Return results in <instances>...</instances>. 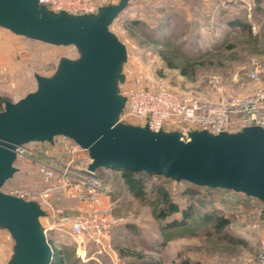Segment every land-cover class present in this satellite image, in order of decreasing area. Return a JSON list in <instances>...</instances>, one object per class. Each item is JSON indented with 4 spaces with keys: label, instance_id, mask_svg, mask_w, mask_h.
I'll use <instances>...</instances> for the list:
<instances>
[{
    "label": "rangeland",
    "instance_id": "1",
    "mask_svg": "<svg viewBox=\"0 0 264 264\" xmlns=\"http://www.w3.org/2000/svg\"><path fill=\"white\" fill-rule=\"evenodd\" d=\"M110 29L128 50L124 79L119 81V92L125 97L139 88L161 86L206 99L241 96L256 88L247 72L254 62L264 61V0H130ZM79 56L73 44L33 40L0 26V96L19 100L37 89L35 74L51 77L62 58ZM119 122L138 123L123 116ZM55 138L53 144L31 141L25 146L48 151L60 162L73 160L76 168L85 166V150L77 145L71 153L64 145L73 140ZM35 159L38 155H18L16 171L1 190L43 206L47 214L41 220L48 241L64 254L66 264L101 263L87 259L89 252L84 258L78 255L69 228L60 225L63 212L71 216L96 212L107 218L113 252L112 257L103 255L102 264H172L177 260L262 264L258 256L264 245V203L259 198L152 176L144 198L132 195L121 179L110 180L99 199L90 201L97 209L77 214L69 199L79 188L60 186L58 173L46 179ZM102 173L97 171L104 178ZM163 190L180 208L192 207L193 215L184 227L168 226L171 218H160ZM221 215L229 217L230 223L219 233L213 218ZM13 243L9 230L0 227V264L6 263Z\"/></svg>",
    "mask_w": 264,
    "mask_h": 264
},
{
    "label": "water",
    "instance_id": "2",
    "mask_svg": "<svg viewBox=\"0 0 264 264\" xmlns=\"http://www.w3.org/2000/svg\"><path fill=\"white\" fill-rule=\"evenodd\" d=\"M129 2L74 15L54 12L41 0H0V26L33 40L73 44L80 53L62 58L51 77L35 74L37 89L17 101L5 98L0 110V227L15 242L10 264H51L55 257L40 203L1 190L16 171L17 148L31 141L53 143L54 136L65 135L88 153L90 170L156 173L264 203V127L194 130L185 140L179 131L119 122L126 102L119 81L128 50L110 25Z\"/></svg>",
    "mask_w": 264,
    "mask_h": 264
},
{
    "label": "built area",
    "instance_id": "3",
    "mask_svg": "<svg viewBox=\"0 0 264 264\" xmlns=\"http://www.w3.org/2000/svg\"><path fill=\"white\" fill-rule=\"evenodd\" d=\"M41 1L54 12L65 11L79 15L96 14L101 7L117 3L119 0ZM247 77L256 86L252 92L241 96L225 94L217 99H206L164 86L139 88L126 96L120 117L135 118L138 122L136 124L148 125L154 131H179L187 137L194 130H207L217 134L233 133L255 125L264 127V61L254 62L247 72ZM57 136L64 138L61 142H65V139L72 140L65 135H56L53 143ZM64 146L71 153L77 148V144L71 141L70 145L66 142ZM29 154L38 155L35 160L46 179H52L58 173L60 186L75 185L79 188L80 195L91 201H97L106 189L104 179L97 174V170L88 168L91 162L88 154L85 166L78 168L72 164L73 160L60 162L49 155L48 151L42 152L25 145L17 148V155ZM60 225L69 228L81 258L88 254L91 246L96 253L112 257L111 227L104 215L96 212L73 217L64 215L60 218ZM44 231L47 235L46 228ZM258 257L264 264V245L259 250Z\"/></svg>",
    "mask_w": 264,
    "mask_h": 264
},
{
    "label": "trees",
    "instance_id": "4",
    "mask_svg": "<svg viewBox=\"0 0 264 264\" xmlns=\"http://www.w3.org/2000/svg\"><path fill=\"white\" fill-rule=\"evenodd\" d=\"M238 25H245L244 23L237 21ZM184 72H187L184 71ZM4 97L0 96V110L3 109L4 106ZM97 171L104 172L103 179L104 182H109L110 180L113 181H120V179L125 183L127 189L129 192L134 195L135 197L144 198L148 192L147 183L150 177L152 176H159L163 178H168L156 173H146L144 171H131V170H124V169H115V170H106L104 168L98 169ZM114 172L110 175V172ZM171 180H175L172 178H168ZM191 183V182H190ZM194 184V183H192ZM196 185V184H194ZM200 186V185H197ZM208 189H217L215 187L211 186H203ZM225 189V188H222ZM161 197L162 201L164 203L163 207L159 210V216L160 218H171V220L167 221L168 226L172 227H184L188 220L193 215L192 207L182 209L180 206L169 199L168 194L165 190L161 191ZM115 198V197H114ZM113 198V199H114ZM175 213H181L180 216L176 217L174 216ZM214 219V227L215 229L221 233L230 223V219L227 216H216ZM53 250L55 252L54 260L51 264H66V261L64 259V254L62 252H58L57 249ZM172 264H190L188 260H177L174 261ZM194 264H200L199 262H196Z\"/></svg>",
    "mask_w": 264,
    "mask_h": 264
},
{
    "label": "crops",
    "instance_id": "5",
    "mask_svg": "<svg viewBox=\"0 0 264 264\" xmlns=\"http://www.w3.org/2000/svg\"><path fill=\"white\" fill-rule=\"evenodd\" d=\"M9 30V29H8ZM12 32V31H11ZM13 34H16V33H14V32H12ZM16 35H18V36H20V34H16ZM106 170H115V169H106ZM111 174L112 173H114V172H110ZM70 201V204H72V206L73 207H75L76 208V213L78 214V213H83V212H91V211H94V210H96L97 208H96V206L94 205V204H92L90 201L91 200H89L88 198H85V197H83V196H81L80 195V193L79 192H75V191H72V194H71V196H70V199H69ZM46 211H45V215H43V216H46ZM71 216L68 212H63L62 213V216ZM61 216V217H62ZM42 217V216H41ZM41 217H40V221H41V224H42V226H43V228H46L47 229V227H45V224H44V222L41 220ZM60 217V218H61ZM73 217V216H72ZM47 218V217H46ZM59 218V219H60ZM58 219V220H59ZM47 222L48 223H50V220H49V218H48V220H47ZM14 240V239H13ZM14 245H15V242L13 243V250H12V252H11V254L9 255V257L7 258V261H6V263L5 264H10V261H11V258H12V255H13V251H14ZM88 258L87 259H95L97 262H100L101 264H102V260L101 259H103L104 258V256L103 255H99V254H97L96 252H94V247L93 246H91L90 247V249H89V254H88V256H87Z\"/></svg>",
    "mask_w": 264,
    "mask_h": 264
},
{
    "label": "bare ground",
    "instance_id": "6",
    "mask_svg": "<svg viewBox=\"0 0 264 264\" xmlns=\"http://www.w3.org/2000/svg\"><path fill=\"white\" fill-rule=\"evenodd\" d=\"M182 139L188 140L189 138L188 137L187 138H184V136H182Z\"/></svg>",
    "mask_w": 264,
    "mask_h": 264
}]
</instances>
